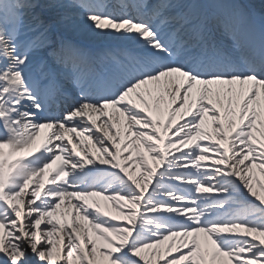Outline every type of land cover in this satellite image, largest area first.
<instances>
[{"label": "snow or ice", "instance_id": "obj_1", "mask_svg": "<svg viewBox=\"0 0 264 264\" xmlns=\"http://www.w3.org/2000/svg\"><path fill=\"white\" fill-rule=\"evenodd\" d=\"M257 169L243 0H0V264H264Z\"/></svg>", "mask_w": 264, "mask_h": 264}, {"label": "bare ground", "instance_id": "obj_2", "mask_svg": "<svg viewBox=\"0 0 264 264\" xmlns=\"http://www.w3.org/2000/svg\"><path fill=\"white\" fill-rule=\"evenodd\" d=\"M50 0H41L42 4L49 3ZM244 3L248 4L256 14L257 20L264 17V0H243ZM62 13H66L67 18L64 20L63 25L60 29L62 35H65L68 39L76 42L82 43L85 46L97 49L103 47H113L115 42L112 41H94L87 38V35L83 31V25L80 20H78L70 10H60ZM122 142V141H121ZM133 171L139 172L140 169L134 168ZM257 179L264 180L259 170H255ZM102 203H105L102 201ZM107 210L113 214L118 215L115 207L112 206L110 202H107ZM70 219V218H69Z\"/></svg>", "mask_w": 264, "mask_h": 264}]
</instances>
